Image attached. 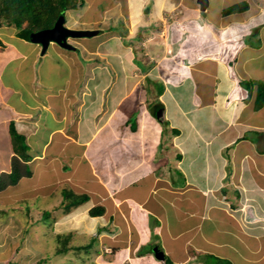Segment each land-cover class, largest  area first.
<instances>
[{
	"label": "crops",
	"instance_id": "obj_1",
	"mask_svg": "<svg viewBox=\"0 0 264 264\" xmlns=\"http://www.w3.org/2000/svg\"><path fill=\"white\" fill-rule=\"evenodd\" d=\"M104 1L67 10L77 18L66 26L111 31ZM239 1L210 0L201 11L196 0H123L126 32L96 45L70 37L75 50L50 43L43 53L7 26L23 49L0 38V176L16 155L11 123L26 137L32 175L0 194L21 186L13 208L48 211L36 221L49 223L38 243L52 244L56 260L70 254L60 264H168L166 254L187 264L194 252L241 243L264 264V106L245 82L264 78V0L224 14ZM44 62L58 69V88L53 71L33 70Z\"/></svg>",
	"mask_w": 264,
	"mask_h": 264
},
{
	"label": "rangeland",
	"instance_id": "obj_2",
	"mask_svg": "<svg viewBox=\"0 0 264 264\" xmlns=\"http://www.w3.org/2000/svg\"><path fill=\"white\" fill-rule=\"evenodd\" d=\"M88 1L89 0H85L83 9L81 7V9L77 11L78 13H81V10H83L84 12L89 11L87 9ZM108 1L110 4H112V6L109 7L110 12L108 14V17L105 19L106 20L105 23L109 21L115 27H111L112 30L109 31L108 29H106L107 27H104V23L93 22L91 26L85 29L98 30L99 34L91 35L89 37H84V38L82 37L78 39L90 42L92 43V45H96L97 42L102 39V37H105L106 35L108 36V34L111 32H115L114 33L115 35L120 34V32H122V35H123V33L126 32V30H124L123 28L124 27L123 25L127 23L126 19L128 20V16L122 13V10H121V13L119 14L120 8L123 7L122 6L123 0H119L120 5L118 3V0H106L104 1L105 3L101 5L102 6L109 5L107 4ZM218 4L214 3V5L212 6L215 7ZM99 8L100 6L96 7V9L94 10L95 11L94 14L99 10ZM77 12L72 11L70 14L65 12L64 14L65 19H66L65 24H72L74 19L77 18L74 16L75 14H77ZM24 25L26 26L27 22H24L23 26ZM10 28L7 27V25L0 26V38L4 42L11 43L12 46L15 45L16 49H19V50L23 49L21 46L23 44L22 42L23 40L21 39V37L19 38L17 37L15 29H14V36L10 37L11 32H8ZM103 28H105L106 30ZM69 39L70 40H68V43L71 46L72 45L75 46L71 42L72 38H69ZM248 41H251V43L255 42L254 43L255 45L259 44L256 40H254V38L247 36L244 38V42H248ZM51 43L53 47H55V45H59V43L54 42V41ZM73 46L70 48L66 47V49L68 48L70 50H75L76 46L74 48ZM8 48H10V46H8L7 49ZM75 52L77 54L80 53L78 51H75ZM51 55L53 56L55 55L54 51H51ZM39 61H41V57ZM41 64H42V68H39V65L36 64L33 70L35 72L36 71L45 72V71H50V70L53 71V73L51 74L50 80H51L53 87L58 88V69H56V66L51 64V67L50 66L48 67V64L45 62ZM257 65L258 64L251 65L249 67V70L257 74L256 72H259L258 68H261L262 66V65L260 66H257ZM137 71L139 70L137 69ZM263 80H264L263 77H257L255 75V76H251L249 79H246L245 82L247 81L246 83L248 84V82L251 81L252 83H254V87H256L258 82L263 81ZM153 104H154L153 102L150 103L149 104L150 107H152ZM51 147L52 148L58 147V145L53 143ZM51 177L55 178L56 176H51ZM56 182L57 181L51 182L50 183L51 186L55 187ZM21 185L24 187V184H21ZM20 194H21V186H13L9 188L7 192L0 194V205H2L1 207L3 208L2 210H0V264H55V262L56 264H60L66 261L68 257L69 259H71L70 254H65V256H61L62 255L61 254V255H58V258L56 260L55 257L57 256L55 255V251H52L53 245L50 244L48 246H45L44 240L41 241L42 239L41 235H39L40 236L39 240L41 241V244L39 245L38 243L39 232H41L44 229V225L47 227L49 226V223L44 224V221L46 220L43 217H41L38 225H36L37 223L35 222L39 220V214L41 213L42 215L44 211L42 209L44 208H42V205L40 203L39 204L41 205V207H39L37 204H35L34 206L30 204L29 206H25L24 208L20 209L21 211L19 210L18 206H14L13 208L12 204L16 203L17 199H20L19 197ZM56 194H58V191L56 192ZM32 207H35V209H33ZM12 209L17 210V211H15L14 214H10V212L13 211ZM29 217H31V219L34 218L35 220L32 223H29L28 222ZM262 239L263 240H257L258 241L257 243L258 244L262 243L264 245V238ZM43 246L46 247V250L49 249V251H43L44 249L42 248ZM240 246L241 247L239 248L237 247L236 250H231L228 252L227 251H213L215 253H218L217 255L206 254L205 252H194L193 259L187 264H197L198 262L200 264H258L257 261L252 262L251 260L254 254L253 250L249 248H243L242 243L240 244ZM80 255H77V256L80 257ZM166 261H168V264H177L174 262L172 257L168 256V254H166ZM76 263L79 264L83 262L77 258Z\"/></svg>",
	"mask_w": 264,
	"mask_h": 264
},
{
	"label": "trees",
	"instance_id": "obj_3",
	"mask_svg": "<svg viewBox=\"0 0 264 264\" xmlns=\"http://www.w3.org/2000/svg\"><path fill=\"white\" fill-rule=\"evenodd\" d=\"M84 2L85 0H0V26L16 27L23 37L32 40V33L53 27L67 10L81 8ZM248 6L245 0H241L226 7L224 14L241 12L246 10ZM24 22H27L26 26H23ZM1 45L3 42L0 39ZM252 84L254 83L249 81V85ZM255 91V108L259 109L264 106V80L258 82ZM10 132L16 155L12 159V170L0 176V193L6 190L8 186L16 185L22 177L32 175V169L27 163L30 160L28 153L30 147L26 142V137L17 131L14 123H11ZM66 194H69V191H66ZM71 194L76 201L75 203L84 202L88 199L85 194ZM2 209L0 208V210ZM102 212V207L90 211L91 214H101ZM45 214L49 215L48 211H43L42 215Z\"/></svg>",
	"mask_w": 264,
	"mask_h": 264
},
{
	"label": "water",
	"instance_id": "obj_4",
	"mask_svg": "<svg viewBox=\"0 0 264 264\" xmlns=\"http://www.w3.org/2000/svg\"><path fill=\"white\" fill-rule=\"evenodd\" d=\"M199 4V8L201 11H206L210 6V0H196ZM65 16L62 15L55 23L53 27H47L41 29L37 32L31 34V39L33 42L39 43L42 45V52L44 53L48 48L51 42H57L60 46L66 48L72 47L68 43V38H78L83 36H91L97 34L98 30H89V29H75L69 28L65 24ZM75 46H73L74 48ZM67 48V49H68ZM156 117L161 118L164 115L163 107H159L156 110ZM154 253L158 259H164L165 254L164 251L160 250L158 247L154 248Z\"/></svg>",
	"mask_w": 264,
	"mask_h": 264
},
{
	"label": "bare ground",
	"instance_id": "obj_5",
	"mask_svg": "<svg viewBox=\"0 0 264 264\" xmlns=\"http://www.w3.org/2000/svg\"><path fill=\"white\" fill-rule=\"evenodd\" d=\"M71 175V174H70ZM77 189V188H76Z\"/></svg>",
	"mask_w": 264,
	"mask_h": 264
}]
</instances>
